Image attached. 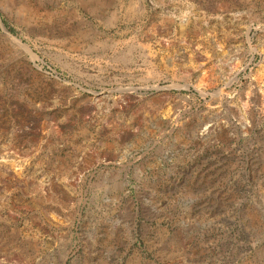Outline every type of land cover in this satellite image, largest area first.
Here are the masks:
<instances>
[{
	"label": "rangeland",
	"instance_id": "obj_1",
	"mask_svg": "<svg viewBox=\"0 0 264 264\" xmlns=\"http://www.w3.org/2000/svg\"><path fill=\"white\" fill-rule=\"evenodd\" d=\"M0 264H264V0H0Z\"/></svg>",
	"mask_w": 264,
	"mask_h": 264
}]
</instances>
